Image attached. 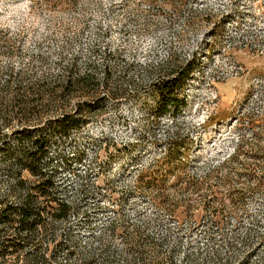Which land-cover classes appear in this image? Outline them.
<instances>
[{"label": "rangeland", "instance_id": "374dc122", "mask_svg": "<svg viewBox=\"0 0 264 264\" xmlns=\"http://www.w3.org/2000/svg\"><path fill=\"white\" fill-rule=\"evenodd\" d=\"M0 23L23 31L17 54L0 57L2 69L53 82L64 66L74 63L77 77L94 63L103 80L109 64L111 85L137 92L106 97L79 131L51 137L48 172L75 209L59 228L75 246L73 256L61 247L62 264H264V0H0ZM193 58L179 112L155 116L152 80ZM24 95L42 98L40 114L13 128L83 103L79 94ZM176 132L191 145L163 181L164 145ZM4 154L0 195L14 183ZM179 204H190L185 218L173 210ZM112 222L117 233L101 237ZM106 245L108 262L99 254ZM92 251L96 259L80 260Z\"/></svg>", "mask_w": 264, "mask_h": 264}, {"label": "trees", "instance_id": "16d2710c", "mask_svg": "<svg viewBox=\"0 0 264 264\" xmlns=\"http://www.w3.org/2000/svg\"><path fill=\"white\" fill-rule=\"evenodd\" d=\"M22 34L23 31L0 23V57L17 54L16 48L21 44ZM38 57L44 63L47 60L40 53ZM195 62L194 58L189 59L171 69L165 76L152 80L151 90L158 95L155 116L160 117L166 113L175 116L179 112L181 104H184L180 91L195 72ZM76 71L74 63L64 66L63 71L50 82L48 76L32 81V74L25 68L18 69L11 65L3 69L0 67V151L5 153V167L9 179L14 181L13 184H8L9 192L0 195L1 260H9L16 253L23 252L24 264H62L58 259L64 251L61 250L62 246L70 256L75 254V251L70 249L71 246L75 248L73 242L68 240V236L63 237V234L59 233L60 226L69 220L75 209L73 204L60 194L59 186L48 172L51 137H67L79 131L94 119L93 113L99 110L100 102L106 97L118 99L137 93L132 89L123 88L122 84L114 87L111 85L113 68L109 64L104 65L103 80L97 76V66L94 63H89L84 73L78 72V76L74 77ZM1 78H4L3 82ZM101 89H105V95L99 94ZM25 93L40 96L45 93L60 94V97H65L62 100H66L67 96L70 98L73 94H79L83 103L77 106L75 113L61 110L54 120L46 121L41 126L13 128L15 120L34 118L40 114L36 109L42 98H28ZM82 94L84 96H81ZM4 109L6 111H3ZM174 134L169 136L167 144L164 145L165 154L160 165L167 168L162 172L163 181H166L165 176L172 171L173 165L185 164L184 159L191 145L188 136L179 132ZM12 138L19 141L17 148L9 145ZM61 157L63 161H68L67 158ZM25 172L31 174L35 182L25 180ZM139 185L164 187L166 184ZM12 196L19 197V201H13ZM160 197L158 199H161ZM189 209L190 204H179L173 208L178 217L183 218L188 215ZM216 221L222 222L218 215ZM117 231L115 222H112L100 235H115ZM124 239L128 245L135 246L131 238L125 236ZM107 251V245L99 251L106 262L109 258ZM95 256H98V253L93 251L82 253L80 260L89 263L96 259Z\"/></svg>", "mask_w": 264, "mask_h": 264}]
</instances>
